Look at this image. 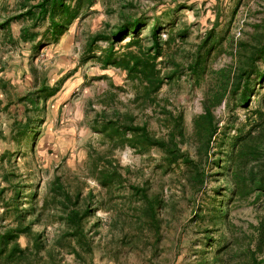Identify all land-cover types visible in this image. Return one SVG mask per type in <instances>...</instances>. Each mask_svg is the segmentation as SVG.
<instances>
[{
  "label": "rangeland",
  "instance_id": "rangeland-1",
  "mask_svg": "<svg viewBox=\"0 0 264 264\" xmlns=\"http://www.w3.org/2000/svg\"><path fill=\"white\" fill-rule=\"evenodd\" d=\"M27 1L34 2L0 0V24L21 11ZM122 15L140 20L136 37L143 46L150 44L154 23L164 43L163 54L156 62L166 78L150 103L132 99L135 87L123 80L118 68L102 69L95 59L89 58L98 56L97 50L106 42H96L95 52H83L89 34L108 32ZM20 24L12 20L7 27L0 25V76L10 84L5 93L0 90V186L6 188L4 200L10 199L18 188L21 206H39L54 176L70 192L79 189L81 196L91 192L94 211L86 228L92 250L83 253L85 259L78 261L61 248L67 264H200L202 260L215 264L214 254L225 246L228 254L224 264H241L255 227L264 221V198L248 197L230 203V193L224 189V169L218 164L237 130L243 132L253 119L258 120L255 112L264 105V74L259 78L255 73L250 75L245 103L240 104L235 93L229 92L225 101L213 108L218 131L203 167L204 183L197 191L186 184L182 186L184 172L179 167L171 165L166 169L157 148L108 147L102 133L91 125L101 111L110 118L113 110L126 109L135 122H144L153 135L166 137L171 117L180 114L183 138L177 139L178 146L194 157L190 139L192 117L202 111L203 93L218 83L219 71L225 69L232 74L238 57L260 43L256 39L264 41V0H97L55 43L45 37L44 25L39 27L37 49L17 40ZM254 30L263 37L255 39ZM128 39L115 43L113 49L121 51ZM199 47L205 68L195 80L190 76L188 63ZM256 64L264 72V57ZM34 74L38 78L43 75L49 84L60 81L59 90L46 100L44 108L24 113L22 104L13 102L1 109L7 99L14 101L32 89ZM25 117L31 123L23 133L13 120L24 121ZM99 122L100 119L96 128ZM88 148L102 156L97 165H105L106 156L121 168L128 167L120 186L104 190L90 177L94 168L88 161ZM129 183H146L149 192H157L163 199L161 237L154 249L150 234L140 231L134 221L139 202L129 195ZM219 200L226 207L225 223L216 217L213 208ZM47 206L50 208L51 203ZM2 210L0 205V225L7 224L10 216V212L3 215ZM2 216L6 219L2 220ZM57 220L55 213L50 215L49 211L32 225L35 230L44 227L47 245L54 237L60 238ZM93 223L97 225L92 227ZM203 230L210 236L207 241ZM18 241L22 246L26 244L24 236ZM260 257L264 258V245Z\"/></svg>",
  "mask_w": 264,
  "mask_h": 264
},
{
  "label": "trees",
  "instance_id": "trees-1",
  "mask_svg": "<svg viewBox=\"0 0 264 264\" xmlns=\"http://www.w3.org/2000/svg\"><path fill=\"white\" fill-rule=\"evenodd\" d=\"M97 0H34L21 5V11L7 17L1 22V27H7L9 22L20 21L17 35L19 42H28L30 47L37 49L38 28L44 25L43 33L50 42H57L68 26L77 18L86 14V11ZM140 26V20L121 16L119 22L111 27L108 32L98 31L89 34L84 42V54L96 51V42L104 41L107 45L97 50L98 56L92 55L100 68L109 66L118 68L123 72V80L134 85L133 100L142 99L150 103L153 95L160 88L166 76L160 74L156 59L163 54L164 43L161 42L157 33V25L152 24L150 30V44L143 46L136 37ZM255 39L263 37L261 33L254 30ZM125 37L129 39L123 44L121 51L114 50L115 43ZM207 36L205 39L208 40ZM258 44H253L250 49L238 57L235 71L222 69L219 71L220 80L210 90L203 93L201 102L202 111L192 117L190 139L194 147V157L180 149L178 140L183 138L181 127V115L171 117V126L167 130L166 137L153 135L144 122H135L133 115L124 110L119 112L113 110L110 118L98 113L92 121L91 128L99 131L107 140L108 147L126 145L140 150L157 148L162 153V160L166 169L171 165L179 167L183 172V184L188 185L193 191H197L204 183V164L210 153V143L218 131V122L214 118L213 108L222 100L225 101L227 94L235 93L238 102L243 104L249 95V77L255 73L257 78L262 77L264 72L257 67L256 60L264 57V41L261 38ZM205 43V42H204ZM201 46V45H200ZM204 59L200 57V47L188 63L190 76L197 80L204 71ZM32 89L13 100L7 99L1 109H7L10 103L22 104V111L26 113L29 109L38 111L44 108L45 102L59 90V82L49 84L42 75L32 77ZM9 82L0 76V90L4 91ZM109 96V93L107 94ZM111 95V94H110ZM9 98V96H8ZM1 103V101H0ZM258 120H252L248 128L241 132L237 130L235 136L228 143L224 151L221 163L218 168L224 169L223 177L225 190L230 193V203L252 197V200L264 198V105L256 112ZM102 114V115H101ZM100 119L99 126L96 124ZM30 121L25 117L24 121L13 120L16 128L27 131ZM19 125V126H18ZM94 154V158H93ZM88 161L92 162L94 170L90 177L104 190L112 189L113 186H120L124 179L123 172H128V167L121 168L117 162L106 158L105 165H97L102 158L94 149L88 148ZM2 178L6 180L5 174ZM129 195L139 202L138 215L134 221L140 231H146L151 240L153 249L161 237L160 227L162 218L160 210L163 199L157 192H149L146 183L127 184ZM6 190L0 186V205L3 208V215L10 212L7 224L0 225V264H67L63 261L61 248L71 253L78 261L85 258L83 253H90L92 250L91 237L86 228L88 220L93 217L94 208L91 206V192L81 196L80 190L70 192L58 176H54L48 184V194L40 202L39 206L30 204L25 208L19 203V189L13 191L10 199L4 200L2 194ZM217 202L213 206L216 210V217L221 218L222 223L226 212L224 203ZM51 207L47 208V204ZM164 207V206H163ZM50 209V210H49ZM55 213L59 223L58 232L60 238H53L50 245H47L42 227L40 230L33 229V224H38L43 213ZM136 211V208H135ZM2 220L6 219L4 216ZM227 223V222H226ZM97 224H95L96 226ZM94 223L92 227H95ZM205 241L210 239L203 230ZM254 237L248 247L243 251L244 260L241 264H262L264 258L260 257L264 245V221H260L255 227ZM20 236L26 238V244L21 245L18 241ZM228 246H225L213 256L215 264H224ZM154 251V250H153ZM228 254V253H227ZM200 264H206L205 260Z\"/></svg>",
  "mask_w": 264,
  "mask_h": 264
}]
</instances>
